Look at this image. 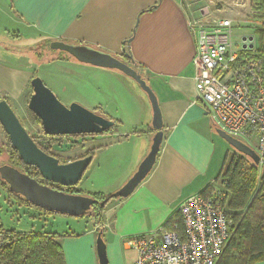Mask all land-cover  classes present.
Instances as JSON below:
<instances>
[{
    "label": "crops",
    "instance_id": "obj_1",
    "mask_svg": "<svg viewBox=\"0 0 264 264\" xmlns=\"http://www.w3.org/2000/svg\"><path fill=\"white\" fill-rule=\"evenodd\" d=\"M4 9L23 30L22 34L14 33L11 37L31 40L33 45H38L31 50L34 61L26 58L28 61L21 70H13L6 77L7 83L12 86L10 97L11 94L17 96L15 89L21 74L27 87L36 75L34 68L37 63L48 65L58 63L59 59H67L75 65L76 71L71 70L74 80L82 64L94 67L86 72L100 86L93 87L87 97L93 110H100L105 95L103 91L106 94L109 92V77H114L126 87L117 70L80 62L68 53L59 52L48 60H41V49L53 41L87 46L123 59L138 70L156 97L163 137L154 164L127 197L117 198L112 215L101 228L103 233L110 230L113 242L130 254L127 264H131L135 253L124 248V239L156 230L178 212L179 206L188 197L205 189H208L207 193L214 190V183L220 174L223 156L221 153L217 158V149L222 150L223 143L216 138L219 126L196 98L192 63L196 33L191 30L189 21L198 18L202 11L211 10L210 2L0 0V12H5ZM124 47L127 59L122 56ZM144 95H147L146 92L138 86V97L135 96L138 101L132 104L136 106L127 107L125 113L114 117L126 128L94 135L72 149L77 155L93 150V159H99L97 168H114L123 163L116 180L126 173L116 188L137 170L148 154L156 133L151 125L152 107L148 96L146 99ZM130 130L138 133L132 134ZM140 137L144 143L139 146L135 164L132 165L134 154L129 155V151L134 150L136 138ZM107 211H104V216ZM90 256L92 264H97L96 252H91ZM251 264H264V260Z\"/></svg>",
    "mask_w": 264,
    "mask_h": 264
},
{
    "label": "rangeland",
    "instance_id": "obj_2",
    "mask_svg": "<svg viewBox=\"0 0 264 264\" xmlns=\"http://www.w3.org/2000/svg\"><path fill=\"white\" fill-rule=\"evenodd\" d=\"M202 1L210 2L211 10H209L213 15L230 18L233 21L231 31L234 42L239 45L243 36H253L254 43L258 46L259 37L256 28L260 27L261 21L255 18V15L259 13L252 0ZM6 9H4L5 12H0V99H4L9 104L22 126L36 142L42 146H46L48 143L51 144L50 150L55 154V157L59 158L60 162L72 161L82 157L86 151L77 155L73 153L72 149H69L67 152L62 151L61 148H58V144L62 142V145L75 144L77 142L81 144L83 140L92 138L94 135H58L45 138L40 120L33 117L27 108L32 88L30 84L27 87L23 84V74H21L22 78H20V82H17L18 85L15 89L17 96L11 94L10 97L9 91L12 89V86L7 83L6 77L13 70H21L24 67L23 64L28 61L26 58L34 61L32 60L34 57L31 50L38 47V45H33L31 40L28 41L24 38L14 39L11 37L14 33L22 34L23 30L13 21L15 19L7 11L8 9ZM59 52L61 54L66 53L61 50H52L49 44L45 49H41L39 58L45 61L50 56ZM57 62L48 65H40L42 63H37L34 69L36 76L43 81L44 85L54 93L62 104L68 106L70 103L76 102L90 111L111 119L114 122V126L112 127L113 132H118L126 128V125L123 124L121 126L114 117H117L118 113H125L127 107L136 106L132 105L138 101L136 97H138L139 85L135 80L118 71L119 76L126 83L127 90L123 83L117 82L114 77H109L110 82L107 83L109 92L106 94V91H103L105 95L100 104V110H93L92 107H89L87 97L90 95L93 87L97 88L100 86H97L99 83L90 79L91 75L89 76L86 72L94 67L80 64V68L84 69H79V74L74 80L71 76V70L76 71L75 67H73L75 65H72L71 61L67 59H59ZM144 96L147 99V95ZM130 131L132 132L133 130ZM132 134L134 133L132 132ZM216 138L223 143V149H220V151L217 149V158L220 157L221 153L223 156V163L220 169L221 173L227 166L230 158L233 155L240 154L235 152L222 138L219 136H216ZM143 143L144 140L142 137L136 138L134 150L132 148L131 152L129 151V155L134 154L132 165L135 164V157L138 154L139 146L143 145ZM8 144V138L0 125V166L5 164L15 166L14 163H16V160L9 153L10 146ZM246 160L251 161L247 157ZM98 161V157L94 159L92 157L90 164L82 174L80 180L76 185L68 188L67 191H74L75 187L76 194L100 198L114 194L125 184L127 180L116 188L126 173L121 178L119 177V180H116L117 175L123 169V163H120L118 167L114 166V168L113 166H108L109 168L106 169L103 166L97 168ZM258 168V175H260V172L264 170V166L258 165ZM214 184L215 189L221 190L223 188L220 184L219 176ZM263 184L264 180L259 181L257 186L260 187ZM116 202L117 198L112 197L105 204V210L108 211L106 216H103V223L112 215L113 206ZM103 223L97 225L96 218L93 215L87 214L75 217L49 212L25 203L21 196L9 192L7 185L0 180V226L5 231L14 233H51L55 235L62 247L66 264H92L90 255L91 252H95L97 232L99 228H102ZM109 231L107 230L103 233L109 264H127V259L130 257V254L125 252L120 245H116L113 242L112 235Z\"/></svg>",
    "mask_w": 264,
    "mask_h": 264
},
{
    "label": "built area",
    "instance_id": "obj_3",
    "mask_svg": "<svg viewBox=\"0 0 264 264\" xmlns=\"http://www.w3.org/2000/svg\"><path fill=\"white\" fill-rule=\"evenodd\" d=\"M189 21L196 33L192 63L197 100L220 129L255 150L262 166L264 51L259 41L258 46L254 39L245 41V47L242 40L238 45L232 39L233 21L209 9ZM178 213L181 228L170 217L150 233L124 239V248L135 253L131 264H216L231 223L225 194L214 189L192 195L181 203Z\"/></svg>",
    "mask_w": 264,
    "mask_h": 264
},
{
    "label": "water",
    "instance_id": "obj_4",
    "mask_svg": "<svg viewBox=\"0 0 264 264\" xmlns=\"http://www.w3.org/2000/svg\"><path fill=\"white\" fill-rule=\"evenodd\" d=\"M252 39V36H243L241 38L243 41L242 47L246 46L245 41L251 42ZM128 42L129 40L126 41V43ZM251 46L252 43L249 44V47ZM50 48L65 51L80 62L120 71L135 80L149 98L152 107L151 125L156 131L150 150L139 164L137 170L118 191L102 201L91 196L68 193L51 188L12 165L5 164L0 166V179L7 184L10 192L21 196L31 205L43 210L78 217L87 215L94 204L99 203L103 206L109 198L127 197L145 178L151 170L160 149L163 137L162 120L154 93L134 66H130L117 56L97 51L87 46L53 41L50 43ZM125 57H127L126 53ZM30 86L32 93L28 99L27 108L40 120L44 135H100L112 129L114 125L111 119L90 111L76 102L65 106L36 75L30 80ZM0 125L20 160L26 165L34 166L41 178L47 182L64 187H72L80 180L92 160V155H87L72 161L60 162L54 155L43 151L37 146L4 99H0ZM216 132L235 152L259 165V157L251 146L230 136L222 129L218 128ZM260 177L261 179L264 178V171L261 172ZM95 252L98 264H109L101 228L97 232Z\"/></svg>",
    "mask_w": 264,
    "mask_h": 264
},
{
    "label": "trees",
    "instance_id": "obj_5",
    "mask_svg": "<svg viewBox=\"0 0 264 264\" xmlns=\"http://www.w3.org/2000/svg\"><path fill=\"white\" fill-rule=\"evenodd\" d=\"M252 2L259 13L255 15V18L261 21L256 32L259 37V48L264 51V0H252ZM125 53L127 51L124 47L122 56L127 59ZM31 114L37 118L33 113ZM62 144L63 142L58 144V148L65 151L77 147L80 143ZM8 145L10 146L9 153L16 160L14 167L25 172L30 165H26L20 160L10 142ZM50 145L48 143L46 148H40L50 154L47 151V149L50 150ZM88 153L92 155L93 150ZM258 172V165L247 161L245 156L233 155L225 169L219 174L223 187L221 190L225 194L226 213L231 223L229 238L216 264H251L264 260V184L260 187L257 186V183L262 181L258 177ZM0 180L7 185L2 179ZM207 191L208 189H205L201 194H207ZM68 193H77V191L74 187V191ZM93 198L102 201L106 197ZM25 203L28 202L25 201ZM105 204L103 206L99 203L94 204L88 213V215L95 216L97 225L104 222ZM170 220L181 228L178 212L174 213ZM0 264H66V260L55 235L51 233H14L5 231L0 226Z\"/></svg>",
    "mask_w": 264,
    "mask_h": 264
},
{
    "label": "flooded vegetation",
    "instance_id": "obj_6",
    "mask_svg": "<svg viewBox=\"0 0 264 264\" xmlns=\"http://www.w3.org/2000/svg\"><path fill=\"white\" fill-rule=\"evenodd\" d=\"M43 136L45 137V138H47L48 136L47 135H44L43 134ZM33 140H34V142L37 144V146L38 147H41V148H46L45 147V145H40L38 142H36V140L33 138ZM47 151L51 154V155H55V154H53L52 153V151H50L49 149H47ZM68 150H65V152H67ZM90 151V150H89ZM89 151H86V153H84V155L82 156V157H85V156H87V155H90L88 152ZM33 167V168H32ZM32 167H27V170H26V172H23V173H25V174H27V175H29L30 177H32V178H34V179H36L38 182H40V183H42V184H44V185H47V186H49V187H51V188H55V189H58V190H61V191H64V192H69V190L67 191V189L68 188H70V187H64V186H60V185H58V184H54V183H51V182H47V181H45V180H43L42 178H41V176L39 175V173H38V171H37V169L34 167V166H32ZM28 172V173H27ZM32 174V175H31ZM34 175V176H33Z\"/></svg>",
    "mask_w": 264,
    "mask_h": 264
}]
</instances>
